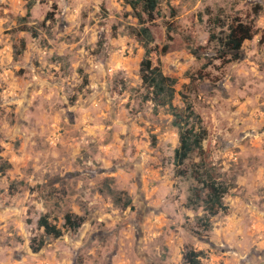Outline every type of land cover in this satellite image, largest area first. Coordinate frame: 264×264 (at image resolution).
<instances>
[{
  "label": "rangeland",
  "instance_id": "obj_1",
  "mask_svg": "<svg viewBox=\"0 0 264 264\" xmlns=\"http://www.w3.org/2000/svg\"><path fill=\"white\" fill-rule=\"evenodd\" d=\"M28 4L0 0V264H185L189 251L202 264H264V0H161L144 16L151 59L176 80L175 105L191 102L205 161L229 186L209 231L187 207L196 182L175 176L173 116L146 100L132 8ZM236 24L253 36L235 61L216 38ZM42 217L62 237L46 236Z\"/></svg>",
  "mask_w": 264,
  "mask_h": 264
},
{
  "label": "trees",
  "instance_id": "obj_2",
  "mask_svg": "<svg viewBox=\"0 0 264 264\" xmlns=\"http://www.w3.org/2000/svg\"><path fill=\"white\" fill-rule=\"evenodd\" d=\"M130 6L138 19L140 28L133 30V35L143 44L145 55L141 62L140 78L144 88L147 90L146 100L154 104V109L158 112L161 108H167L173 116V127L179 134V146L175 150L174 165L175 176L179 179H192L196 186L191 188L187 202V207L193 210L202 208L205 212L200 219L199 227L206 231L211 229V220L221 213L228 211L224 199L229 193V186L216 175V169L205 161V150L203 143L206 140L207 132L202 126L200 117L195 113L191 102L187 96H183L182 105H175L176 80L164 74L159 65H154L151 54L153 49L150 45L154 42L152 32L144 26V16L149 22H153L161 0H123ZM35 0H29L28 9L34 5ZM34 35L36 33L34 32ZM252 30L242 24L232 25L228 34L224 37L216 38L221 47V51L232 56L233 60L240 59L243 43L252 38ZM25 44L16 51V56L22 55ZM165 53V50L162 51ZM199 157L200 162L194 160ZM9 164H2L0 171L5 173L9 169ZM111 191V190H109ZM112 192V191H111ZM121 203V198L117 200ZM130 200L124 203L129 206ZM65 227L69 230H77L81 226V221L67 215ZM39 226L44 229L48 237L60 238L63 232L56 225L49 222L48 217L39 220ZM203 253L189 251L184 255L185 264H202Z\"/></svg>",
  "mask_w": 264,
  "mask_h": 264
}]
</instances>
